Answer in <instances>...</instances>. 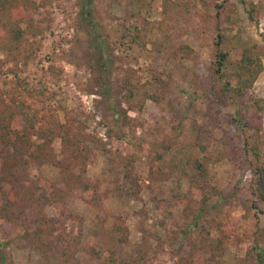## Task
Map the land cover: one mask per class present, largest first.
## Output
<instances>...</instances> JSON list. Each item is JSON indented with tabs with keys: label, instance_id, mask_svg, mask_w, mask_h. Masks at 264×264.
<instances>
[{
	"label": "rangeland",
	"instance_id": "rangeland-1",
	"mask_svg": "<svg viewBox=\"0 0 264 264\" xmlns=\"http://www.w3.org/2000/svg\"><path fill=\"white\" fill-rule=\"evenodd\" d=\"M32 1L12 18L23 40L0 46V112L34 123L28 147L45 160L12 163L0 181L6 262L259 264L264 182L241 145L255 136L264 168V0H94L103 74L79 0ZM218 32L226 78L245 49L262 64L243 95L214 77ZM73 129L82 148L61 138ZM207 178L222 205L219 194L203 203ZM38 222L51 231L43 241Z\"/></svg>",
	"mask_w": 264,
	"mask_h": 264
},
{
	"label": "trees",
	"instance_id": "trees-1",
	"mask_svg": "<svg viewBox=\"0 0 264 264\" xmlns=\"http://www.w3.org/2000/svg\"><path fill=\"white\" fill-rule=\"evenodd\" d=\"M32 3H34V1L32 0H0V46L3 47L4 54L11 53V51L15 49L16 46L24 38L23 29H21L17 24L12 22L13 16L20 14L23 11L29 10L31 8ZM79 9V16L82 21L87 24L86 28L90 32L92 31L95 34V36H93L95 40L94 45L95 47H97V49H99V70L103 74L108 71L109 66L107 65V63L109 60L108 57L105 55V48L104 46L102 48L99 39V28L95 16L94 0H79ZM134 26L138 29L137 32L139 34H142V36L145 35V33L147 32V22L142 17L137 16L134 18ZM221 44V34L218 32L217 39L214 41L213 44L214 53L216 56V59L214 61V77L217 79V81L221 80L223 82V85L220 88L226 91V93L234 92L237 96L243 95L246 89L252 85L257 74L262 70V64L258 61V59L252 58L249 49H245L242 51L240 58L237 60V67L235 71L230 75L231 77L226 78L224 69L226 67V62L229 58V52L221 50ZM100 78H102V81H100V85L103 89V93L101 94V96L104 97V100H106V103L109 107L115 108V106L119 105L120 101L115 98V94L111 89V83L108 81V79L104 75ZM131 93L132 91L130 90L129 94ZM114 101L117 102V104H114ZM7 117L8 119H5L3 113L0 112V167H2V172H0V181L5 177L6 173L11 172L12 163L13 165H15V167L23 166L25 170H28L27 164H29L28 161L30 160V158H34L35 160H45L44 152L41 154V152L37 150L38 148H35L34 151L28 147V140L31 132L30 130L34 128V123L32 121L30 122V120L28 123H26L27 121H25V123H23L24 126L21 127L20 122L23 120V116H19L14 113H9ZM52 134L54 135V129H51L50 133L47 134L46 137H44V141L46 140L47 142H51ZM65 136L66 137L62 136L61 138L67 140L65 142H68V149L70 148L71 144L75 146L81 144L80 148L83 147V142H76L75 144L74 136H76V134L74 129L73 131L69 130ZM120 138L122 140H125L129 137L126 134H123ZM79 140L80 139H78L77 141ZM130 142L131 140L129 139L127 143ZM241 150L243 156L254 164L255 169L253 170L255 171V174L258 176L259 180L264 182V168L260 167V142L253 135L245 136L241 145ZM16 157L19 160L16 159ZM153 158L162 159V157L158 154L154 155ZM11 159H14V161L12 162ZM173 165L175 168L179 169V171L184 170L186 172V170L183 169L184 167H182L183 164L181 162V159L178 163H175ZM196 168L198 169L199 175L204 176V178L205 176H207V170L205 168ZM209 181L210 178L204 179V182L207 183L206 188L203 186L201 187L203 191L202 195L205 194L204 199L202 200L203 203H206V200L208 198L219 194V197L216 202L222 205V200L225 199V196L221 195V192L216 189L214 185H211ZM27 188L28 186L25 187V189ZM28 192L31 194L33 193L32 190H28ZM261 196L264 200V185ZM5 205L7 204H4L3 206ZM47 230L51 234L50 228L43 227L42 223L38 222L33 233L34 237H36V241L45 240V231ZM260 234L262 238H264V227L262 228ZM35 243L36 242H34V244ZM3 245V243H0V264H9L6 262L7 254L3 249ZM257 258L258 263L262 264L264 258V249H260L259 253L257 254Z\"/></svg>",
	"mask_w": 264,
	"mask_h": 264
}]
</instances>
